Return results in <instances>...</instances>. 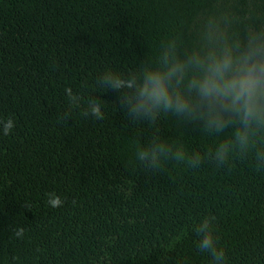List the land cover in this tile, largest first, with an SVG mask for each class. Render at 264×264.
<instances>
[{"label": "trees", "instance_id": "obj_1", "mask_svg": "<svg viewBox=\"0 0 264 264\" xmlns=\"http://www.w3.org/2000/svg\"><path fill=\"white\" fill-rule=\"evenodd\" d=\"M206 4L0 0V119L15 121L0 134V264H211L193 231L208 215L226 264H264V170L251 159L219 169L206 159L199 169L168 161L146 171L136 152L154 134L202 154L222 136L170 114L155 128L135 125L118 92L96 88L104 71L154 58ZM68 88L83 100L65 120ZM93 97L102 120L80 114Z\"/></svg>", "mask_w": 264, "mask_h": 264}, {"label": "clouds", "instance_id": "obj_2", "mask_svg": "<svg viewBox=\"0 0 264 264\" xmlns=\"http://www.w3.org/2000/svg\"><path fill=\"white\" fill-rule=\"evenodd\" d=\"M248 5L259 10L246 11ZM95 83L97 92L119 93V107L135 125L147 122L155 128L162 115L170 114L184 125H199L202 132L222 136L214 149L202 154L154 134L136 152L146 171H158L168 161L199 169L206 159L218 169L251 159L256 171L264 170V4L259 0H207L182 32L160 41L154 58H145L126 73L106 70ZM66 98L63 119L69 120L83 97L68 88ZM80 114L96 120L105 115L94 97ZM14 127L12 118L0 119L3 136ZM47 203L58 208L63 201L49 193ZM215 221L214 215L205 216L193 231L211 264H226ZM13 234L22 239L24 227Z\"/></svg>", "mask_w": 264, "mask_h": 264}]
</instances>
